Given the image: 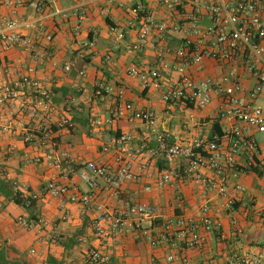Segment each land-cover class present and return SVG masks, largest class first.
<instances>
[{"label": "crops", "instance_id": "0c3cea01", "mask_svg": "<svg viewBox=\"0 0 264 264\" xmlns=\"http://www.w3.org/2000/svg\"><path fill=\"white\" fill-rule=\"evenodd\" d=\"M143 7L156 23L169 26L163 40L156 32L141 37ZM179 19L161 0L0 3V33L16 34L31 42L0 51V62L11 66L16 76L42 81L52 92L57 111L71 123L59 127L60 116L55 115L45 122L46 127L39 128L37 119L20 110V100L0 108V264H92L87 252L99 246L95 219L120 211H127L130 225L120 232L110 220L106 223L111 235L101 246L109 256L105 264H228L237 256L264 252V142L260 144L256 138L264 132L240 124L245 134L257 141L259 150L255 157L240 155L238 164L258 171L241 173L237 180L227 174L228 194L236 182L242 186L235 204L227 207L228 194L209 192L188 173L185 161L167 159L166 150L157 141L162 133L170 136L169 145L199 135L212 139L218 135L215 123L223 133L228 126L238 125L231 118L217 117L220 96L215 93L204 108L182 102L168 104L162 88L145 87L139 77L129 73L134 66L141 72L160 68V47L169 51L168 59L173 62L174 53L185 44V35L172 29ZM12 20L18 25L11 29L8 24ZM201 24H211L208 16ZM121 33L124 37L118 39ZM70 63L74 66L67 70ZM191 70L198 79L219 78L224 73L217 62L207 58ZM161 72L171 79L179 76L171 65ZM5 81L9 79L0 77V85ZM243 84L242 96L246 97L256 81L246 74ZM257 102L264 107V98ZM125 103L154 110L155 125L119 117L117 112ZM222 142L228 144L224 137ZM122 145L138 156L130 167L135 178L113 190L104 178L94 177L98 184L94 200L89 204L74 200L75 195L90 193L89 185L80 178L88 162L106 165L110 173L118 174L122 164L118 148ZM165 172L171 174V180L159 187ZM199 172L215 178L208 167ZM52 181L69 185L70 191L51 193L48 185ZM126 201L152 206L154 213L140 221L126 208ZM205 203L212 207L209 214L220 223V232H204V244L194 249L185 248L176 237L167 239L166 221L184 214L200 217ZM233 217L238 218L241 232L235 231Z\"/></svg>", "mask_w": 264, "mask_h": 264}, {"label": "built area", "instance_id": "2783aa9c", "mask_svg": "<svg viewBox=\"0 0 264 264\" xmlns=\"http://www.w3.org/2000/svg\"><path fill=\"white\" fill-rule=\"evenodd\" d=\"M2 1L0 0V3ZM161 2L179 15L180 19L172 25V29L180 30L185 35L184 47L174 53L173 62L168 59L169 51L160 47L157 51L160 68L141 72L134 66L129 73L139 77L145 87L162 88L164 100L168 104L182 102L187 106L204 108L212 102L215 93L220 96L217 117L221 120L231 118L238 124L225 128L222 137L215 135L212 139H204L199 135L191 141H176L169 145L170 136L162 133L157 136V141L166 150L167 159H181L187 163V171L196 182L206 185L211 193L227 195L229 190L227 174L237 180L241 173L247 172L248 167L239 166L238 157L244 153L255 157L259 150L257 141L245 134L240 124L244 123L259 132H264V107L257 102L259 98H264V0H161ZM141 11L144 13L145 21L141 37L146 39L156 32L159 39L163 40L169 28L167 23H156L146 7ZM205 16H208L211 24H201ZM17 25L18 21L12 20L8 27L12 29ZM123 37V33L118 35V39ZM48 39L51 40V36H48ZM21 44L29 46L31 42L16 34L0 33V51L11 50ZM205 58L214 60L222 67L224 73L221 77L198 79L193 75L192 67L199 65ZM170 65L179 74L178 78L171 79L162 74L161 69H167ZM73 66L74 63L67 64L66 69L71 70ZM246 74L253 77L256 84L244 97L243 78ZM0 77L9 79L0 85V108L20 100V110L32 119H37L39 128L46 127L45 122L51 121L55 115L60 116L57 122L59 127L71 125L69 120L57 111L52 92L42 81L28 75L16 76L14 69L2 62ZM120 94H123V91ZM117 115L127 116L132 121L139 120L149 126H154L157 121V113L154 110L141 109L132 103H125ZM223 137L228 140L226 146L222 142ZM124 140L125 138H122V141ZM118 151V159L122 163L118 174L110 173L106 165L88 162L80 171V178L89 185L90 193L75 195L74 200L84 204L94 200L98 187L94 177L104 178L113 190L121 189L126 179L135 178L130 172V167L138 156L123 145ZM261 165L264 167V160ZM201 167L211 169L215 178L203 176L199 172ZM170 180L171 174L165 172L159 179L158 186L162 187ZM48 189L55 195H63L70 191V186L58 185L52 181ZM241 190V184L236 182L232 192L227 195V207L235 204ZM125 206L131 209L140 221L150 218L154 213V208L146 204L126 201ZM211 210L210 204L205 203L201 208L200 217L184 214L175 221H166L165 236L167 239L176 237L187 249L203 245L206 240L204 232L212 230L220 232V223L209 214ZM261 218L264 220V211ZM108 220L111 221L113 228L120 232L130 225L127 211H120L112 217L101 214L95 219L93 227L99 246L89 248L87 252L92 264H105L109 260V256L101 250L104 240L111 235L106 226ZM232 224L236 232H241L237 217L232 218ZM157 242L159 239L153 241V244ZM169 260H172V257H169ZM228 264H264V252L243 254L230 259Z\"/></svg>", "mask_w": 264, "mask_h": 264}, {"label": "trees", "instance_id": "16d2710c", "mask_svg": "<svg viewBox=\"0 0 264 264\" xmlns=\"http://www.w3.org/2000/svg\"><path fill=\"white\" fill-rule=\"evenodd\" d=\"M214 129L216 130V133L218 134V136L219 137H222L223 136V132H222V130L220 129V126H219V124L218 123H215L214 124ZM247 172H250V171H254V172H256V171H258V169L256 168V167H248L247 169ZM16 201H17V203L18 204H21V200L20 199H16ZM30 206V205H29Z\"/></svg>", "mask_w": 264, "mask_h": 264}, {"label": "rangeland", "instance_id": "374dc122", "mask_svg": "<svg viewBox=\"0 0 264 264\" xmlns=\"http://www.w3.org/2000/svg\"><path fill=\"white\" fill-rule=\"evenodd\" d=\"M256 138H257L258 142H259L260 144H262V143L264 142V133H258V134L256 135Z\"/></svg>", "mask_w": 264, "mask_h": 264}]
</instances>
